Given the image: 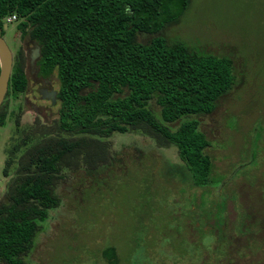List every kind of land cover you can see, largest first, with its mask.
Masks as SVG:
<instances>
[{
  "label": "trees",
  "instance_id": "16d2710c",
  "mask_svg": "<svg viewBox=\"0 0 264 264\" xmlns=\"http://www.w3.org/2000/svg\"><path fill=\"white\" fill-rule=\"evenodd\" d=\"M186 1L0 0V34L5 17L14 13L19 37L32 39L36 69L55 80L58 99L49 118L34 114L22 121L26 71L18 47L0 104V135L12 125L1 147L8 163L0 196V264H37L24 256L60 205V181L76 168L108 164L114 133L172 146L192 185L220 179L213 176L205 151L209 139L194 115L212 111L218 96L231 88L232 61L157 33ZM141 33L148 38L140 40ZM113 243L95 250L106 264H123L124 253L135 259L134 246Z\"/></svg>",
  "mask_w": 264,
  "mask_h": 264
},
{
  "label": "rangeland",
  "instance_id": "374dc122",
  "mask_svg": "<svg viewBox=\"0 0 264 264\" xmlns=\"http://www.w3.org/2000/svg\"><path fill=\"white\" fill-rule=\"evenodd\" d=\"M170 19L157 31L167 41L232 61L231 88L218 96L212 111L194 115L209 139L205 151L213 176L220 179L192 185L172 146L114 133L108 164L76 168L60 181V205L25 259L106 264L95 250L114 242L123 249L134 246L135 259L124 253L123 264H264V0H187ZM15 22L7 23L2 36L26 53V37L19 39ZM30 92L23 94L22 121L55 113L56 105L34 87ZM149 105L158 112L152 100ZM11 128V122L2 128L0 147ZM7 163L0 151V196ZM220 215L222 225L216 221Z\"/></svg>",
  "mask_w": 264,
  "mask_h": 264
},
{
  "label": "flooded vegetation",
  "instance_id": "af4514ba",
  "mask_svg": "<svg viewBox=\"0 0 264 264\" xmlns=\"http://www.w3.org/2000/svg\"><path fill=\"white\" fill-rule=\"evenodd\" d=\"M16 33H17V35L19 37V33L17 31H16ZM19 39H21V38L19 37ZM24 41H25V44H26L28 50H27L26 53L23 52L24 53V60H25L24 69L26 71V85H25V88L23 89V93L22 94H25L26 92L32 93L30 91L34 87V90L36 91L37 95L39 97H41L42 99H46L50 105H56V110H57V105H58V99L56 97L57 86L56 87L53 86V83H52L53 80L51 79V77L43 76L36 69L35 59L38 56V51L32 57V51H33V49L34 48H37L34 45L32 39L26 38ZM7 45H8V43H7ZM8 47H9L10 52H11V63H12L13 60H14V58H15V56L18 55V53H17L18 47H21V46L18 45L17 47H14V46H9L8 45ZM23 51H24V49H23ZM32 85H33V87H32ZM39 86L40 87H43L45 91H48L50 89H54L55 92H54V98H53V100H51V97L42 96L39 93ZM5 97H6V91H5L3 97H2V99L0 101V104L1 103H4V101L6 100ZM22 102H23V95H22ZM23 109L25 110L24 106H23ZM24 110H23V112H24ZM55 113H56V111H55ZM35 114L38 115L37 113H35ZM0 137H1V135H0ZM1 149L2 148L0 147V151H1ZM220 208L222 209L223 208V205L220 206ZM220 217H221V221L219 222V224L222 225V223H223V217L221 215H220Z\"/></svg>",
  "mask_w": 264,
  "mask_h": 264
},
{
  "label": "water",
  "instance_id": "95a60500",
  "mask_svg": "<svg viewBox=\"0 0 264 264\" xmlns=\"http://www.w3.org/2000/svg\"><path fill=\"white\" fill-rule=\"evenodd\" d=\"M3 27H5V24L3 25ZM36 53H37V48H34L32 51V57ZM10 68H11V52L5 39L0 34V101L7 88V81L10 73ZM54 92H55L54 89L45 91L43 87L39 86V93L42 96L51 97V100H53L54 98Z\"/></svg>",
  "mask_w": 264,
  "mask_h": 264
},
{
  "label": "built area",
  "instance_id": "2783aa9c",
  "mask_svg": "<svg viewBox=\"0 0 264 264\" xmlns=\"http://www.w3.org/2000/svg\"><path fill=\"white\" fill-rule=\"evenodd\" d=\"M15 19H16V16H15L14 13H12V14H10V15H7V16L5 17V21H6V22H10V21H13V20H15Z\"/></svg>",
  "mask_w": 264,
  "mask_h": 264
}]
</instances>
